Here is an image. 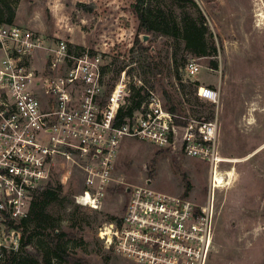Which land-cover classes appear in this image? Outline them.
I'll return each instance as SVG.
<instances>
[{"label": "rangeland", "instance_id": "1", "mask_svg": "<svg viewBox=\"0 0 264 264\" xmlns=\"http://www.w3.org/2000/svg\"><path fill=\"white\" fill-rule=\"evenodd\" d=\"M148 3L165 7L175 18H203L205 22L208 51L216 47L213 55H194L184 41L171 36L150 33L142 42L151 47L159 79L180 103L183 115L218 114L225 158L219 171L233 170V174L228 183L212 191L209 162L175 147L159 148L126 137L115 167L116 180L100 210L76 202L74 195L84 184L76 166L65 164L54 171L50 186L61 183L63 187L48 206L52 225L33 237L32 254L42 261L38 242L50 246L47 234L53 226L69 230L74 225L78 236L64 239L61 245L81 257L83 264H137L106 246L99 235L101 227L123 215L127 187L149 181L160 191L184 195L186 178L192 183L190 198L200 204L210 197L214 200V239L208 264H264V0H147L141 5L138 0H0V21L13 15V24L20 27L64 38L75 47L111 51L129 67L133 92L142 86L163 94L155 74L143 64V56L150 51L142 53L135 43L138 35L147 34L138 28ZM3 55L0 51V58ZM191 57L202 65L196 75L185 69ZM197 79L218 88L219 104L202 98L197 101ZM31 230L32 226L27 233ZM52 264L72 263L53 259Z\"/></svg>", "mask_w": 264, "mask_h": 264}, {"label": "built area", "instance_id": "2", "mask_svg": "<svg viewBox=\"0 0 264 264\" xmlns=\"http://www.w3.org/2000/svg\"><path fill=\"white\" fill-rule=\"evenodd\" d=\"M0 51V259L5 249H19L34 198L65 164L83 177L76 202L100 210L116 180L126 137L172 148L181 126L182 153L209 162L214 171L225 160L217 113L209 119L180 116L152 87L129 112L135 92L131 71L127 66L114 71L111 51L75 47L16 24H0ZM201 66L191 57L185 69L196 75ZM197 92L219 104L213 85L200 84ZM178 117L186 124L178 125ZM128 194L123 215L105 221L99 232L108 248L137 264H208L214 239L211 197L200 204L149 182L131 186Z\"/></svg>", "mask_w": 264, "mask_h": 264}, {"label": "trees", "instance_id": "3", "mask_svg": "<svg viewBox=\"0 0 264 264\" xmlns=\"http://www.w3.org/2000/svg\"><path fill=\"white\" fill-rule=\"evenodd\" d=\"M144 2H147V0H138L139 5L143 4ZM147 5L148 6L146 9L140 14L138 28L140 32L171 36L177 40L184 41L186 49L190 53H193L197 56L215 54V46L212 47V50L208 51V45L206 41L207 27L202 16L200 17L202 18L201 20L194 18L192 19L191 17L186 16L175 18L163 6H153L151 3H148ZM12 14H14V11ZM13 21V15H11L5 21H0V24H13ZM135 43H138L142 53L144 51H150V53H147L143 56V64L146 69L155 74L156 81L158 84H160L166 99V106L175 114L186 117L182 114L180 103L176 100L172 93L164 85H162V82L159 79L160 69L156 63V59L151 47L145 46L139 35L136 37ZM111 63L113 65L114 71H119L126 66L123 65L122 61H120L117 56H113L111 58ZM199 85V81H196V90ZM146 89L147 87L144 88L141 86L135 90L132 95V106L129 112L137 108L144 100ZM196 98L198 102H201V98L199 96ZM213 116L214 114L210 113L207 116H200L199 118L209 119ZM176 122L178 125H185L187 121L185 118L178 117ZM150 174H152V172ZM185 180L186 189L184 195L188 196L190 190L192 189V183L189 179L185 178ZM62 187L63 185L61 183H59L57 187L48 186L36 195L32 202L30 216L23 223V237L19 249H5L4 255L0 261H6L7 264H52V260L55 259L61 263L69 262L72 264H83V259L81 257H78L76 254L72 253L61 245V242L64 239L71 240L78 236L77 231L73 229L74 225H72L69 230H63L53 226V229H51V231H49L47 234L48 240L51 242L50 246H45L43 243L38 242L41 248L40 250H37V253L42 254V261L34 257V254H32L33 237L41 234L46 228L52 225L48 223L50 218L48 206L58 199L59 190L62 189ZM31 226L32 230L27 233Z\"/></svg>", "mask_w": 264, "mask_h": 264}, {"label": "bare ground", "instance_id": "4", "mask_svg": "<svg viewBox=\"0 0 264 264\" xmlns=\"http://www.w3.org/2000/svg\"><path fill=\"white\" fill-rule=\"evenodd\" d=\"M234 160L236 161L237 159ZM232 174H233V170L226 171L225 173L219 171V169H216L215 171L213 170L211 174V183L214 180L215 188L222 187L226 183H228L227 178H231Z\"/></svg>", "mask_w": 264, "mask_h": 264}, {"label": "water", "instance_id": "5", "mask_svg": "<svg viewBox=\"0 0 264 264\" xmlns=\"http://www.w3.org/2000/svg\"><path fill=\"white\" fill-rule=\"evenodd\" d=\"M140 39L143 41V42H146L148 39H149V35L148 34H141L140 35ZM184 133H185V128L184 127H178L177 128V141H176V145H175V148L177 150H180L181 148V145H182V139H183V136H184ZM149 182V181H148ZM130 190V187H127V192Z\"/></svg>", "mask_w": 264, "mask_h": 264}, {"label": "crops", "instance_id": "6", "mask_svg": "<svg viewBox=\"0 0 264 264\" xmlns=\"http://www.w3.org/2000/svg\"><path fill=\"white\" fill-rule=\"evenodd\" d=\"M198 80V79H197ZM199 81V80H198ZM200 82V81H199ZM201 83V82H200Z\"/></svg>", "mask_w": 264, "mask_h": 264}]
</instances>
